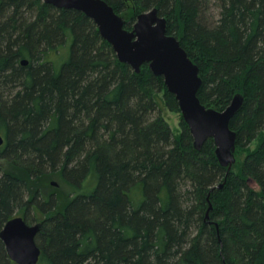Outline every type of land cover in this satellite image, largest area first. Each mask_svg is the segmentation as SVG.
Listing matches in <instances>:
<instances>
[{"label": "trees", "instance_id": "trees-1", "mask_svg": "<svg viewBox=\"0 0 264 264\" xmlns=\"http://www.w3.org/2000/svg\"><path fill=\"white\" fill-rule=\"evenodd\" d=\"M106 1L127 28L157 8L200 67L204 104L244 94L237 150L259 145L228 172L213 138L198 150L184 118L179 135L169 125L163 100L181 110L165 78L121 62L85 13L0 0V230L42 222L40 264H264V0H217L215 22L209 0Z\"/></svg>", "mask_w": 264, "mask_h": 264}, {"label": "water", "instance_id": "water-1", "mask_svg": "<svg viewBox=\"0 0 264 264\" xmlns=\"http://www.w3.org/2000/svg\"><path fill=\"white\" fill-rule=\"evenodd\" d=\"M43 1L58 8L82 11L96 23L102 37L113 46L121 62L128 63L137 73L141 72L143 64L148 63L155 75L163 76L190 127L194 147L200 150L208 138H213L219 162L227 167L228 172L232 170L237 162V132L230 123L243 106L245 96L236 93L224 110L204 104L198 95L203 82L200 67L189 56L180 39L168 33L167 18L161 16L157 8L140 13L132 28H127L126 19L106 0ZM28 62L23 60L22 63L26 65ZM3 143L4 138L0 134V145ZM249 182L254 181L249 179ZM52 184L57 185L55 181ZM212 210L213 203L209 199L207 219ZM41 226L42 222L28 223L21 215L5 223L0 230V239L11 261L17 264L39 263L42 248L36 237Z\"/></svg>", "mask_w": 264, "mask_h": 264}, {"label": "rangeland", "instance_id": "rangeland-1", "mask_svg": "<svg viewBox=\"0 0 264 264\" xmlns=\"http://www.w3.org/2000/svg\"><path fill=\"white\" fill-rule=\"evenodd\" d=\"M206 16L208 19L211 20V22H215L219 19L220 17V7L218 4L217 0H209V5H208V9H207V13ZM70 47H71V40H69V42H67L66 44L60 46V48H58V50L56 52L52 53V57L54 59V62L57 66L61 67V64L66 61L70 55ZM162 96V94H161ZM161 108H162V112L165 116V119L167 120V122L169 123V125L172 127V129L174 130V132L176 134H180L182 127H181V121L183 120V116L181 111L180 112H175L170 110L167 105L165 104V101L163 100L162 104H161ZM262 136H260L259 138H257L255 141H253L249 147H248V152L250 150L256 149L258 147V143H259V139ZM247 150H241L238 149L237 150V162L233 165V170L236 172H239L240 167L247 155ZM56 182L57 185L52 184L53 186H59L60 184V180L59 179H54L52 180L53 182ZM94 183H95V179L93 176H91L84 184L82 192H89L93 189L94 187ZM254 187H258L256 185V182H252ZM251 183V185H252ZM67 187L65 186L64 189H66ZM36 221H34L35 223ZM33 223V222H32ZM11 264H17L16 262H11ZM40 264V262L38 263ZM41 264H45L43 261L41 262Z\"/></svg>", "mask_w": 264, "mask_h": 264}]
</instances>
